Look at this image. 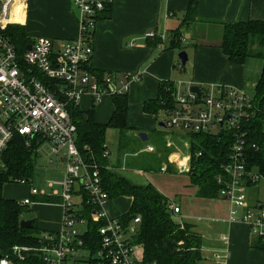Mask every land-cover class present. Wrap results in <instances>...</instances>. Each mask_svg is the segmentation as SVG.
I'll return each instance as SVG.
<instances>
[{
  "label": "built area",
  "instance_id": "2783aa9c",
  "mask_svg": "<svg viewBox=\"0 0 264 264\" xmlns=\"http://www.w3.org/2000/svg\"><path fill=\"white\" fill-rule=\"evenodd\" d=\"M105 1L112 0H71L78 11L77 38L37 36L27 44L30 48L26 45L20 53L3 33L11 24L17 0H0V167L1 153L19 134L26 144L41 138L47 145V163L63 168L61 179L46 181L49 193L30 184L29 194L17 200L19 205L28 206L41 202L40 197L55 196L62 208L61 227L55 231L40 229L34 244H15L8 253L0 252V264H139L134 258L132 236L140 217L124 223L120 216L107 213L109 195L102 186L100 169L77 147L76 125L67 109L68 103L78 104L84 94H91L95 101L106 95L126 94L131 83L141 79L139 74L124 72H105L100 77L93 73L92 39ZM144 36L147 40L159 38L158 46L164 47V34L150 29ZM171 95L172 106L164 111L162 120L166 130L228 135L227 157L215 176L217 196L229 204L228 221L244 223L253 236L264 239V204L253 203L248 196V190L264 179V109L261 112L242 89L227 85L178 79ZM257 112L261 113L259 127L254 123ZM146 150L153 151L154 147L147 145ZM16 182L29 183L25 178ZM169 206L173 214L180 212L176 202L170 200ZM94 222L97 249L91 250L86 245L93 241L85 235ZM221 240L226 242L227 237L222 235ZM212 259L216 264H226L228 253L216 250Z\"/></svg>",
  "mask_w": 264,
  "mask_h": 264
},
{
  "label": "crops",
  "instance_id": "0c3cea01",
  "mask_svg": "<svg viewBox=\"0 0 264 264\" xmlns=\"http://www.w3.org/2000/svg\"><path fill=\"white\" fill-rule=\"evenodd\" d=\"M189 1L112 0L110 16L96 22L91 56L94 75L100 77L105 72L114 71L141 76L139 81L131 83L128 91L126 122L132 129L128 131L126 146L121 152L118 148L119 129H106V147L109 133L115 135L116 147L112 162L109 161L110 152L106 149L107 167L124 177L123 174L130 171L150 177L147 183L176 202L180 207L176 217L191 224L202 238L201 256L206 261L204 264H216L212 254L223 249L228 253L226 264H264V251L254 245L255 236L250 233L248 226L228 221L227 201L218 196H197V186L191 181L188 171H177L168 162L163 165L161 151L166 146L159 145V131L165 134L170 132L177 137L183 133L166 130L160 125L165 117L164 111L153 114L143 110L144 102L158 97L160 83H170L169 86L173 88L178 79L192 80L196 84L227 85L240 88L250 96L254 94L263 59L248 57L243 63H231L219 47L220 27L211 22L264 20V0H197V19L181 25ZM11 24L22 25L31 40L37 36L56 40L75 39L79 34L78 11L72 6L71 0H17L12 7ZM150 29L165 35L163 48L147 41L144 34ZM175 31L178 32L176 38ZM173 40L175 44L171 43ZM131 42L134 44L130 45ZM181 51L187 56L185 64L178 58ZM92 106L95 121L108 122L114 109L111 96L106 95L95 101L91 94H84L78 101L81 110H88ZM139 132L147 134L146 140L138 136ZM164 139L166 143V136ZM147 145H152L154 150L147 151ZM132 147L135 150H131ZM162 167L164 170H161ZM57 169L62 177L63 168ZM156 173L186 174L191 187L168 193L159 178L151 179L150 175ZM27 187L29 194V185ZM48 197L56 198L43 196L39 200ZM122 197L130 200V206V197L109 199L105 208L110 216L119 217L128 211L129 206L126 209L119 204ZM56 201L42 199L41 202L33 203L34 211L43 219L38 225L41 230L55 231L61 227L62 208ZM210 231L216 233L214 237ZM222 235L227 237L226 242L221 240Z\"/></svg>",
  "mask_w": 264,
  "mask_h": 264
},
{
  "label": "trees",
  "instance_id": "16d2710c",
  "mask_svg": "<svg viewBox=\"0 0 264 264\" xmlns=\"http://www.w3.org/2000/svg\"><path fill=\"white\" fill-rule=\"evenodd\" d=\"M111 3L105 1V7L97 15V20L108 18L111 14ZM197 0H190L185 11L181 25L189 24L196 20ZM219 27V47L228 57L231 63H243L248 57H260L263 59V67L260 77L255 85L253 102L262 112L264 109V20H246L238 22H211ZM3 33L14 43L18 52H23L29 39L24 27L20 24H9ZM178 32H174V38ZM166 40V38H165ZM163 41V46L165 42ZM151 45H158L159 38L147 40ZM178 41V40H177ZM179 42V41H178ZM175 44V41L173 42ZM170 83L162 82L159 86L158 97L148 100L143 104V110L147 113L157 114L172 106V87ZM172 84V83H171ZM128 93L112 95L114 109L106 123L96 122L94 119V107L81 110L78 104L68 103L67 109L73 123L76 125L75 143L81 154L91 163H96L100 169L103 188L108 192L109 199L119 196L131 198L128 211L120 216L122 221L128 222L134 216L140 217V224L136 234L132 236V243L141 248L139 264H200L202 260V238L189 223L180 221L170 209V199L162 195L152 184H135L126 177L116 173L107 167V156L104 151L106 129L114 127L119 129L118 148L120 152L126 146V138L130 128L126 122L128 110ZM257 112L255 124L259 127ZM157 133L156 130L153 131ZM159 145H165V136L170 132L159 131ZM182 135V136H181ZM179 138H183L181 134ZM189 139L188 152L189 175L191 181L197 186V196L216 197L218 185L215 176L220 171V165L227 157L229 149V137L220 134L219 137L208 134H185ZM177 137V136H175ZM139 139V138H138ZM187 139V140H188ZM251 139L255 140L254 137ZM43 143L41 138L34 139L29 144L23 136L15 134L1 153L2 166L0 167V252L8 253L15 244H34L35 237L40 231L36 219L31 228L20 226L21 213L27 206H21L16 199L3 195V187L6 183L16 179H28L33 175V164L38 147ZM131 150H135L134 147ZM200 152V155H196ZM43 201L57 200L54 197L41 198ZM96 223H90L86 237L92 244L87 243L91 250L97 249ZM89 236V237H88ZM85 237V238H86ZM88 241V240H87ZM254 245L264 251V239L255 236ZM21 264H32L30 261ZM87 264H91L87 261Z\"/></svg>",
  "mask_w": 264,
  "mask_h": 264
},
{
  "label": "rangeland",
  "instance_id": "374dc122",
  "mask_svg": "<svg viewBox=\"0 0 264 264\" xmlns=\"http://www.w3.org/2000/svg\"><path fill=\"white\" fill-rule=\"evenodd\" d=\"M249 95V94H248ZM250 96V95H249ZM176 135H168L166 138V149L161 151V160H163L164 164L167 162L172 163V167L179 170L189 171V160L190 154L188 152V144L189 139L185 134H183V138L175 137ZM188 139V140H187ZM107 149L110 152L109 161L112 162L115 157L116 147H115V135L110 133L107 135ZM46 144L43 143L40 148L37 150L34 164H33V175L28 178V184H20L16 181L8 182L3 187V193L7 198L13 199H21L24 195L28 194V185H34L39 190L45 188V193H49V189L46 186L47 180H59L61 179V172L59 169L53 168L51 165L47 163L46 157ZM3 164V163H1ZM125 175L131 182L135 184H147V181L150 182V177L139 174L135 171L125 172ZM151 179L154 180L159 178L161 182L165 185L161 184L166 188L168 193H174L182 188L187 189L190 185H188V177L186 174H171L166 173H156L151 174ZM155 176V178H153ZM191 187V186H190ZM59 189V188H54ZM189 189V188H188ZM173 195V194H172ZM249 200L253 203L259 202L264 204V179L260 180V182L254 188L248 190ZM116 199V198H115ZM110 199V201L115 200ZM120 206H124L126 209L129 206L130 200L128 198L122 197L119 199ZM34 204L28 205L21 213L22 219L26 218H34L36 219L37 224L39 225L42 222V218L38 216V214L34 211ZM210 234L214 237L215 232H211ZM134 258L138 261L141 258V248L138 245H134L133 247ZM206 261L204 259L201 260L200 264H204ZM209 264V263H208Z\"/></svg>",
  "mask_w": 264,
  "mask_h": 264
},
{
  "label": "water",
  "instance_id": "95a60500",
  "mask_svg": "<svg viewBox=\"0 0 264 264\" xmlns=\"http://www.w3.org/2000/svg\"><path fill=\"white\" fill-rule=\"evenodd\" d=\"M27 48H30V44L27 45ZM178 58L180 60V62L182 64H185L186 60H187V56H186V53L184 51H181L178 53ZM193 91H197V88L196 87H193L192 88ZM160 125H163L160 123ZM138 136L140 138H142V140H146L147 138V134L145 132H139L138 133ZM34 224V219L33 218H26V219H22L20 221V226L21 227H25V228H31Z\"/></svg>",
  "mask_w": 264,
  "mask_h": 264
},
{
  "label": "bare ground",
  "instance_id": "6f19581e",
  "mask_svg": "<svg viewBox=\"0 0 264 264\" xmlns=\"http://www.w3.org/2000/svg\"><path fill=\"white\" fill-rule=\"evenodd\" d=\"M45 197V196H44Z\"/></svg>",
  "mask_w": 264,
  "mask_h": 264
}]
</instances>
